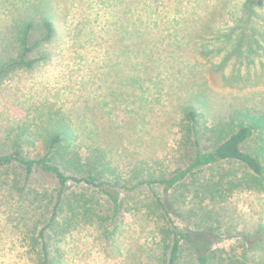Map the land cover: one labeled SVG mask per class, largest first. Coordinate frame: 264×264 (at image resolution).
Returning <instances> with one entry per match:
<instances>
[{
    "label": "rangeland",
    "instance_id": "obj_1",
    "mask_svg": "<svg viewBox=\"0 0 264 264\" xmlns=\"http://www.w3.org/2000/svg\"><path fill=\"white\" fill-rule=\"evenodd\" d=\"M45 19L56 34L28 53L36 63L10 68L29 24L32 46ZM3 70L0 155L18 145L42 158L66 129L65 173L125 188L115 215L107 195L69 182L52 220V175L0 172V264H41L43 230L53 264H168L163 203L181 229L211 240L207 264H264V193L236 187L241 164L201 168L171 189L142 183L186 169L197 145L213 150L240 112H264V0H0ZM177 264H198L189 243Z\"/></svg>",
    "mask_w": 264,
    "mask_h": 264
},
{
    "label": "trees",
    "instance_id": "obj_2",
    "mask_svg": "<svg viewBox=\"0 0 264 264\" xmlns=\"http://www.w3.org/2000/svg\"><path fill=\"white\" fill-rule=\"evenodd\" d=\"M43 23L45 35L32 46L28 43V35L33 24H29L27 33L22 42L23 51L20 60L10 65V68L15 65L32 68L36 63V60H26L28 53L37 49L42 43L51 41L56 34L54 23L50 19H45ZM3 73L4 70L0 72V78ZM204 97L205 103L207 104L209 100L208 96L204 94ZM187 118L192 123L197 145L199 139L196 127L199 122V114L194 106H189L187 108ZM236 121H238L237 124H235ZM227 125L230 126V130L226 132L229 134H227V137H225L224 140L213 150L204 152L197 145L195 157L186 169L171 176L169 179L144 180L142 183L147 185H152L153 183L164 184L166 189H171L180 182L187 180L188 176L192 175L196 170L204 167H212L221 162H235L241 164L246 169V172L241 176L240 180H238V185L236 187L243 186L246 189L264 193V112H240L235 118L233 117ZM231 127H233V129ZM70 137L69 131L66 129L63 131H55L49 152L39 159L26 157L20 146L17 145V148L14 151L0 155V172L8 174L12 173L11 170L13 169L17 170V168L23 167L26 181H29L37 170L52 175L60 185L58 201L55 208L56 212L54 213L52 220L57 216L58 208H60L64 199L63 193L69 182L85 184L107 195L113 203L114 214L116 215L119 213L122 203L115 190L118 188H125L124 185H121L118 182L113 183L101 181L92 174L81 177L67 175L60 164L57 163L56 158L58 154H60V150L66 151L67 149V146H64L63 143L68 144ZM214 186L216 187L215 191H220L219 189H222L221 182L215 183ZM158 201L160 202L159 197ZM160 203L162 204V202ZM162 207L164 209V215L167 217L166 219L168 221V224H166L167 232L171 237V252L168 264H177L183 243H189L192 246L198 264H207L210 255H213V252H211L212 242L208 236L205 233H196L193 235L192 233L181 229L172 220L167 205L163 203ZM45 233V230H43L40 234L41 238L44 240L41 264H53L50 257L49 247L45 241ZM263 234L264 227L262 226L256 235ZM247 239H249V236L246 237V240Z\"/></svg>",
    "mask_w": 264,
    "mask_h": 264
}]
</instances>
